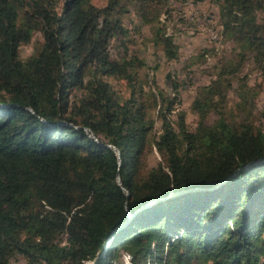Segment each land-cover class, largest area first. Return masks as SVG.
Wrapping results in <instances>:
<instances>
[{
    "label": "trees",
    "instance_id": "obj_1",
    "mask_svg": "<svg viewBox=\"0 0 264 264\" xmlns=\"http://www.w3.org/2000/svg\"><path fill=\"white\" fill-rule=\"evenodd\" d=\"M163 1L0 0V264H88L126 211L97 264H126L122 251L130 264H264L262 86L248 78L264 76V0H211L233 53L195 87L192 125L179 83L163 89L126 45L132 6L178 59Z\"/></svg>",
    "mask_w": 264,
    "mask_h": 264
},
{
    "label": "rangeland",
    "instance_id": "obj_2",
    "mask_svg": "<svg viewBox=\"0 0 264 264\" xmlns=\"http://www.w3.org/2000/svg\"><path fill=\"white\" fill-rule=\"evenodd\" d=\"M92 2L102 4L104 0ZM158 9L163 13L162 17L168 14L165 20L166 32L172 35L178 46V59L166 61L160 49L149 42L147 24L140 22L132 6L127 8L124 16V24L129 30L126 45L129 51L135 52L149 66L154 67L151 71L156 83L163 89L170 90V79L179 83L180 103L177 107L187 112V122L192 125L193 115L188 111L195 87L206 83L214 66L231 56L233 43L221 36L216 6L211 0H164ZM39 39V34L33 33L30 42L19 47V54L25 48H33ZM248 68L246 66L245 70ZM248 78L250 84L261 80L262 88L256 98L255 115L257 122L264 126V76L252 73ZM113 84L115 87L121 86L118 81L113 80ZM228 97V104L236 99L232 91H229ZM157 159L156 152L152 150L148 155L149 163L153 164ZM10 264H16L15 260Z\"/></svg>",
    "mask_w": 264,
    "mask_h": 264
},
{
    "label": "water",
    "instance_id": "obj_3",
    "mask_svg": "<svg viewBox=\"0 0 264 264\" xmlns=\"http://www.w3.org/2000/svg\"><path fill=\"white\" fill-rule=\"evenodd\" d=\"M85 131H87V129H85ZM90 136H93L92 134H89ZM95 139V138H94ZM96 140V139H95ZM106 146H108V147H110V145L109 144H107ZM113 149H114V151H115V154H116V156L118 157V155H119V153H118V150L116 149V148H114L113 147ZM189 190H194V188L193 189H189ZM174 194V193H173ZM170 195H172V194H170ZM159 198H157V199H154V200H150V201H147L146 202V204H144V205H147V204H150V203H152V202H154V201H157ZM143 205V206H144ZM126 213H127V218H126V220L125 221H123V222H121V223H119L117 226H115L113 229H112V231L109 233V235H108V237L104 240V242H103V245H102V248H101V250H100V252L90 261V263L89 264H97V262H98V260L101 258V256L103 255V253H104V251L106 250V248H107V246H108V244H109V242H110V240H111V238L113 237V235L123 226V224L129 219V217L131 216V214L129 213V212H127L126 211Z\"/></svg>",
    "mask_w": 264,
    "mask_h": 264
},
{
    "label": "clouds",
    "instance_id": "obj_4",
    "mask_svg": "<svg viewBox=\"0 0 264 264\" xmlns=\"http://www.w3.org/2000/svg\"><path fill=\"white\" fill-rule=\"evenodd\" d=\"M35 55L37 52L34 48H25L18 59L22 64H27Z\"/></svg>",
    "mask_w": 264,
    "mask_h": 264
},
{
    "label": "built area",
    "instance_id": "obj_5",
    "mask_svg": "<svg viewBox=\"0 0 264 264\" xmlns=\"http://www.w3.org/2000/svg\"><path fill=\"white\" fill-rule=\"evenodd\" d=\"M122 255L124 256V258H126L127 264H129L128 252L127 251H122Z\"/></svg>",
    "mask_w": 264,
    "mask_h": 264
},
{
    "label": "bare ground",
    "instance_id": "obj_6",
    "mask_svg": "<svg viewBox=\"0 0 264 264\" xmlns=\"http://www.w3.org/2000/svg\"><path fill=\"white\" fill-rule=\"evenodd\" d=\"M128 258H129V253H128ZM126 259V258H125ZM129 264H130V259H129Z\"/></svg>",
    "mask_w": 264,
    "mask_h": 264
}]
</instances>
